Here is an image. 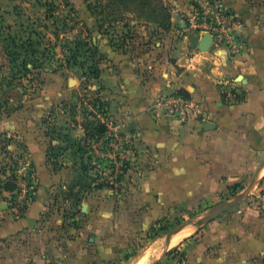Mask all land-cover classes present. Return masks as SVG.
I'll return each mask as SVG.
<instances>
[{"label": "rangeland", "instance_id": "obj_1", "mask_svg": "<svg viewBox=\"0 0 264 264\" xmlns=\"http://www.w3.org/2000/svg\"><path fill=\"white\" fill-rule=\"evenodd\" d=\"M204 5V0H0V264H150L153 258L155 264H188L185 245L165 257L150 254V241L182 224L180 218L132 229L137 211L128 199L129 171L137 143L123 114L111 110L121 79L117 83L110 69L124 62L140 77L149 76L151 67L170 59L174 41L208 35L189 22ZM76 35L87 46L74 65L66 49L74 47ZM29 38L43 65L36 70L28 64L25 75L19 64L9 63L6 50L19 52L12 40L20 45ZM101 184L107 195L87 200L90 186ZM245 190L233 187L207 208ZM240 203L222 215L235 213ZM121 213L122 228L99 236L95 227L83 231L98 214ZM203 235L197 232L186 242Z\"/></svg>", "mask_w": 264, "mask_h": 264}, {"label": "crops", "instance_id": "obj_2", "mask_svg": "<svg viewBox=\"0 0 264 264\" xmlns=\"http://www.w3.org/2000/svg\"><path fill=\"white\" fill-rule=\"evenodd\" d=\"M222 1L244 26L237 54L203 51L192 45L191 36L174 41L170 59L151 67L146 78L118 62L110 69L117 83L121 79L111 110L123 114L137 143L138 155L129 171L133 179L128 199L137 211L130 220L132 229L182 220L160 240L150 241V254L165 257L185 245L188 264H264V0ZM226 88H234L233 97L222 94ZM176 92L192 104L183 120L156 108L161 97ZM233 187L251 188L255 198L241 201L231 215L207 221V207ZM88 192L92 201L107 195L105 188L93 186ZM123 218V213L98 214L83 231L95 227L99 236L122 228L118 224ZM107 221L109 225H94ZM200 231V239L186 242Z\"/></svg>", "mask_w": 264, "mask_h": 264}, {"label": "built area", "instance_id": "obj_3", "mask_svg": "<svg viewBox=\"0 0 264 264\" xmlns=\"http://www.w3.org/2000/svg\"><path fill=\"white\" fill-rule=\"evenodd\" d=\"M204 1L205 5L200 12L189 16L191 26L198 29V33H208L216 49H224L231 55L237 54L242 46L240 40L244 28L242 21L222 0ZM229 84L231 85L228 83L224 86ZM232 89L234 88L222 89L221 92L227 97H233ZM156 108L166 115L183 120L192 109V104L188 98L176 92L161 97Z\"/></svg>", "mask_w": 264, "mask_h": 264}, {"label": "trees", "instance_id": "obj_4", "mask_svg": "<svg viewBox=\"0 0 264 264\" xmlns=\"http://www.w3.org/2000/svg\"><path fill=\"white\" fill-rule=\"evenodd\" d=\"M78 36L79 35H76L73 39L72 43L74 44V47L72 49H66L67 52L71 53L70 58H71V60H73L72 64H74V65L76 64L75 59L77 57V54H78L80 48L87 46L86 42L77 38ZM12 44H13V47L15 49H20V51L19 52H17V51L11 52V51H9V48L6 50V56L8 57L10 64H19L18 66L21 67V69H22V71H24L25 75L30 72V70L27 68L28 64L32 63L33 68L36 70H40L42 68L43 62L40 59H38L37 57H35V55L39 53L38 50L34 48L35 47L34 44H37V43H33L31 41V39L29 38L23 42L21 41L20 45H17L15 43V40L13 39ZM71 60L68 58L66 62L69 63V62H71ZM93 75L96 76L97 73H93ZM178 93L183 95L181 92H178ZM104 131H105V128L102 127L99 132L102 133ZM103 187H104V185L101 184V185L97 186L96 188L101 189Z\"/></svg>", "mask_w": 264, "mask_h": 264}, {"label": "water", "instance_id": "obj_5", "mask_svg": "<svg viewBox=\"0 0 264 264\" xmlns=\"http://www.w3.org/2000/svg\"><path fill=\"white\" fill-rule=\"evenodd\" d=\"M191 43L194 46L197 45L203 51H207V50L216 51V47L212 44V38L210 37V35H206L204 37L200 36L199 34L195 35L191 38ZM237 81H240V79H238ZM209 126L210 125H207V128H209ZM250 194H251V188L236 195L232 199L215 206L209 211L207 216V221L214 220L220 215L224 214L225 212H227L228 210L239 204L241 201L246 199L248 196H250Z\"/></svg>", "mask_w": 264, "mask_h": 264}, {"label": "bare ground", "instance_id": "obj_6", "mask_svg": "<svg viewBox=\"0 0 264 264\" xmlns=\"http://www.w3.org/2000/svg\"><path fill=\"white\" fill-rule=\"evenodd\" d=\"M183 233H184V232H183ZM184 235H185V234H184ZM177 239H178V238H177ZM177 239H176V240H177Z\"/></svg>", "mask_w": 264, "mask_h": 264}]
</instances>
